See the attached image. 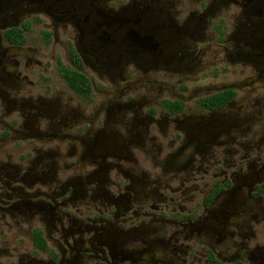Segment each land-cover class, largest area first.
Here are the masks:
<instances>
[{
    "label": "flooded vegetation",
    "instance_id": "flooded-vegetation-1",
    "mask_svg": "<svg viewBox=\"0 0 264 264\" xmlns=\"http://www.w3.org/2000/svg\"><path fill=\"white\" fill-rule=\"evenodd\" d=\"M0 264H264V0H0Z\"/></svg>",
    "mask_w": 264,
    "mask_h": 264
}]
</instances>
